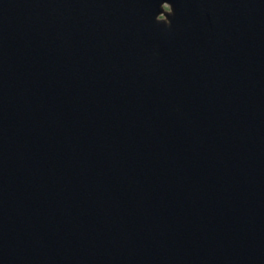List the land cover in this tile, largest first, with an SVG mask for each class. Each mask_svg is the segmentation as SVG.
I'll return each instance as SVG.
<instances>
[{"label":"water","instance_id":"obj_1","mask_svg":"<svg viewBox=\"0 0 264 264\" xmlns=\"http://www.w3.org/2000/svg\"><path fill=\"white\" fill-rule=\"evenodd\" d=\"M0 264H264V0H0Z\"/></svg>","mask_w":264,"mask_h":264},{"label":"rangeland","instance_id":"obj_2","mask_svg":"<svg viewBox=\"0 0 264 264\" xmlns=\"http://www.w3.org/2000/svg\"><path fill=\"white\" fill-rule=\"evenodd\" d=\"M168 7L166 6L165 9H167Z\"/></svg>","mask_w":264,"mask_h":264}]
</instances>
